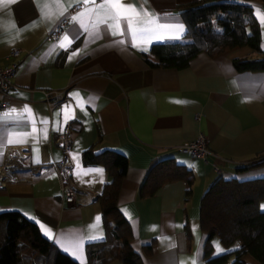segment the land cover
<instances>
[{
	"label": "crops",
	"instance_id": "crops-1",
	"mask_svg": "<svg viewBox=\"0 0 264 264\" xmlns=\"http://www.w3.org/2000/svg\"><path fill=\"white\" fill-rule=\"evenodd\" d=\"M195 1L200 0H146L144 7L155 23L141 24L149 30L136 41L122 19L123 35H112L107 25H100L99 33L92 35L93 21H86V32L72 20L63 37L52 42L49 35L57 25L77 14L71 15L79 5L75 0L72 7L69 0H61L67 8L63 15L56 0H0V64L8 62L12 51H21L14 88L6 99L9 105L0 111V167L10 149L28 151L27 165L14 172L19 180L0 185V213H21L62 253L89 264L87 246L106 238L96 198L108 173L102 166H86L83 153L92 146L97 152L112 150L129 162L118 208L130 225L131 246L143 264H207L208 235L200 222L205 193L219 177L264 178L263 167L236 171L264 152V72L235 68L234 59L260 58L248 47L215 58L199 54L183 70L154 69L145 62L142 53L151 46L186 41V26L177 9ZM237 1L252 7L264 52V24L257 15V10L264 14V0ZM122 3L140 10L141 0ZM60 91H67V100L51 109L47 95ZM68 124L74 132L75 166L70 177L77 192L74 205L65 203L59 173L34 174L29 168V164L39 169L63 161L56 141ZM201 134L210 141L212 158L179 151ZM167 159L194 173L191 197L187 198L186 182L176 181L141 199L148 172ZM260 209L264 211V201ZM211 245L212 258L239 247L226 249L218 237ZM242 261L262 264L249 254Z\"/></svg>",
	"mask_w": 264,
	"mask_h": 264
},
{
	"label": "trees",
	"instance_id": "trees-1",
	"mask_svg": "<svg viewBox=\"0 0 264 264\" xmlns=\"http://www.w3.org/2000/svg\"><path fill=\"white\" fill-rule=\"evenodd\" d=\"M186 26V41L156 44L142 53L154 69L183 70L199 54L212 58L235 48H251L260 58H237L233 64L239 72H264L261 32L252 7L237 0H200L178 7ZM86 166H102L108 181L96 201L101 206L106 238L87 246L89 264H143L131 246L130 225L118 208L119 195L127 176L126 156L112 150L97 152L95 146L83 153ZM264 168V152L251 159L237 172ZM176 181L186 182L187 198L195 183L194 173L174 159L157 162L148 172L140 189V198L154 196L162 187ZM264 178L240 181L219 177L201 202V229L208 235L205 246L207 264H245L251 255L264 264ZM190 236V235H189ZM218 237L226 249L239 244L233 252L212 258L211 241ZM152 247L149 246V253ZM0 264H79L62 253L43 236L39 227L19 212L0 213Z\"/></svg>",
	"mask_w": 264,
	"mask_h": 264
},
{
	"label": "built area",
	"instance_id": "built-area-1",
	"mask_svg": "<svg viewBox=\"0 0 264 264\" xmlns=\"http://www.w3.org/2000/svg\"><path fill=\"white\" fill-rule=\"evenodd\" d=\"M83 8L82 4L77 5L71 10V15L77 13ZM71 16L64 18L57 27L50 33L49 39L52 42H58L66 33L67 28L71 25ZM21 57L20 50H14L8 57L6 64H0V111L8 107L6 100L9 92L14 88L15 76L19 67V60ZM67 100V91L48 93L47 102L51 109ZM74 132L72 125L68 124L63 133L58 136L57 145L63 151L64 159L60 164L50 167H40L36 169L29 164V168L34 174H43L47 171L54 170L59 173L62 183V190L64 193L65 203L67 205H74L77 201V192L70 181L72 169L75 163L72 158V146ZM209 139L201 134L196 140L183 144L179 151L190 155L194 158L208 160L214 156L210 150ZM28 151L26 149H10L7 153L6 161L0 167V185L6 183H13L18 181V177L14 174L16 170L27 165Z\"/></svg>",
	"mask_w": 264,
	"mask_h": 264
},
{
	"label": "snow or ice",
	"instance_id": "snow-or-ice-1",
	"mask_svg": "<svg viewBox=\"0 0 264 264\" xmlns=\"http://www.w3.org/2000/svg\"><path fill=\"white\" fill-rule=\"evenodd\" d=\"M9 2L14 3L15 0H9ZM75 2L77 4H82L84 10L77 12L71 19L79 23L86 32L89 31V24L86 21H93L91 24L92 35H97L99 33L100 25H107V27L112 30V35H123L124 29L121 24V20L123 19L126 21L127 30L132 40L136 41L144 32L149 30L147 27L140 26L141 24L146 25L155 23V18L152 17V14L144 7L146 0H141L140 10H137L132 4L124 5L122 0H101L99 4L96 3V0H75ZM56 3L61 7L62 11L60 14L63 15V13L67 11V8H63L61 0H56ZM89 5H91V7H89ZM68 6H73V0H69ZM257 15L260 22L264 24V14H260L259 10H257ZM45 16L47 17L48 14L45 13ZM109 21H111V23H109ZM64 40L68 41V37L65 36ZM120 43H124V41L121 40ZM60 46L63 47V43ZM76 95L78 96V94ZM35 131L36 129L33 128V132ZM8 143H13V141L9 139ZM97 171L102 174V170ZM217 250L222 251L219 249L218 245ZM193 264H195V261H193Z\"/></svg>",
	"mask_w": 264,
	"mask_h": 264
}]
</instances>
